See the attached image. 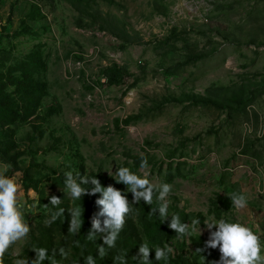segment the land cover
<instances>
[{
  "label": "rangeland",
  "instance_id": "1",
  "mask_svg": "<svg viewBox=\"0 0 264 264\" xmlns=\"http://www.w3.org/2000/svg\"><path fill=\"white\" fill-rule=\"evenodd\" d=\"M35 54L44 64L34 76L46 86L41 107L7 127L12 137L0 138L1 148L9 141L21 153L20 171L0 154V173L22 186L31 234L49 219L50 198L68 195L51 189L66 172L100 174L131 202L112 175L119 167L173 186L165 222L173 214L187 224L200 220L201 235L178 240L172 230L166 243L175 255L168 264H218L219 249H205L204 222L212 217L264 234V0H0V102L22 115L31 95L19 93L16 83ZM114 65L125 72L111 85L105 70ZM35 188L43 189L42 200ZM233 193L248 196L247 208L232 205ZM71 201L87 206L86 199ZM133 209L105 258L98 256L99 234L87 240L97 264L126 253L128 264H139V245L156 247L142 225L143 209ZM92 211L93 220L100 210ZM82 220L78 240L92 227L91 221L86 230ZM31 234L16 245L29 260ZM71 245L59 263L83 264L82 251ZM150 260L158 264L154 251Z\"/></svg>",
  "mask_w": 264,
  "mask_h": 264
},
{
  "label": "clouds",
  "instance_id": "2",
  "mask_svg": "<svg viewBox=\"0 0 264 264\" xmlns=\"http://www.w3.org/2000/svg\"><path fill=\"white\" fill-rule=\"evenodd\" d=\"M5 170L8 165H5ZM146 157H142L141 170L148 169ZM117 184L126 186L128 193L132 194V201L128 200L125 192L118 190L112 185L104 187L96 177L80 176L76 178L72 172L65 173V190L73 200L82 199L85 195L96 196L99 194L95 203L100 211L92 220L91 231L86 239L95 241L97 235L103 240V245H97L99 258L103 259L108 255V250L116 247V242L123 231L127 219L133 213V205H138L142 201L151 206L158 202L157 208H151L150 215L155 216L159 213L162 223L169 220V201L168 197L172 194L173 186L168 183L154 184L149 178L147 172L143 178L132 172L128 167H119L115 173ZM91 185V188L85 187ZM22 186L14 178L0 173V264H5V258L8 255L12 257V264H58L55 259L57 252L53 250L49 255L46 248L40 247L33 249L35 258L29 260L28 257H21L16 245L23 244L28 240L31 234V226L25 218V204L19 199ZM232 205L237 209H245L248 206V196L242 193H233L230 196ZM61 199L52 196L50 205L56 208L46 224L51 225L60 216L64 215L65 209L59 208ZM47 207V206H45ZM70 223L68 232L78 235L80 233L83 220V210L75 207L69 211ZM100 218H103L101 221ZM200 220L192 219L190 224L181 221L179 215L173 214L168 223V227L176 233L175 239L183 240L185 237H191L193 234L201 235ZM209 230V239L205 243V249H219L220 259L218 264H264V239L262 235L257 234L253 229L240 222H231L225 218L216 220L214 217L204 222ZM213 228L216 231H211ZM80 246V242H75ZM155 252V261L168 264L170 257L175 255V249L165 243L162 247L152 248L147 242L139 245L138 258L139 264H153L150 260V254ZM204 249H197L202 253ZM60 257L67 259L69 252L64 248L58 250ZM126 254L117 255L113 258V264H128ZM203 258V257H202ZM133 259H136L135 257ZM83 264H96V258L87 255Z\"/></svg>",
  "mask_w": 264,
  "mask_h": 264
},
{
  "label": "trees",
  "instance_id": "3",
  "mask_svg": "<svg viewBox=\"0 0 264 264\" xmlns=\"http://www.w3.org/2000/svg\"><path fill=\"white\" fill-rule=\"evenodd\" d=\"M33 1H45L49 4H53L55 0H33ZM99 0H76L77 3H83L86 2L90 4L91 2L97 3ZM44 69V64L42 63L40 57L38 54H35L31 58V62L26 65V67L22 70L21 79L17 81V91L19 93L24 92L25 94L31 95V101L29 103V109L27 114H20L19 112H15L13 107L14 105L10 103H6L2 100L0 102V129H6L9 125H15L17 122H27L29 119L37 115V112L39 111L43 97H44V91L46 86L44 84H40L37 81L34 80V76L40 71ZM124 70L119 67L118 65H114L111 68H108L105 70L106 78L109 84L115 85L119 84L123 80L122 78L124 75ZM196 100H201V102L208 103L205 98L203 97H195ZM1 114L5 115V117L1 116ZM7 119H9L7 121ZM12 137V130L7 128L6 130L2 131L0 133V138L5 137ZM3 142L0 141V144ZM14 151V146L10 144L9 141L5 142V147H0V154L2 159L10 163L14 170L20 171L22 170L19 166V158L21 157V153L18 151ZM27 178L30 177L29 171L26 172ZM87 177H96L100 180L101 185L104 187H107L110 184L106 178L100 174H89ZM65 176H61L53 181V185L51 189H57L60 191H63L65 189ZM33 182V180L31 181ZM113 186V185H112ZM120 187H123V184H119ZM91 188V185L85 186ZM36 192L39 194L40 199L42 200L44 196L43 189L35 188ZM122 191V189H120ZM58 198H64V201H61L59 208L65 209L64 215L60 216L55 222H53L51 225L48 224H41L39 228L36 230V232H33L31 234L32 243L34 244V248H46L49 251V255L52 254L53 250H56L57 255L55 259L59 263V254L58 250L60 247H63L66 249L67 246H70L78 250L80 249L83 253L84 258L87 255L93 256V250L90 247V244L87 242V239L85 238V235L83 234L79 240L76 236V234H71L68 232L69 223H70V213L69 211L73 208H75V204L72 203L71 199L68 198V195L66 193H61ZM100 198L99 194L96 196L92 195H85L82 197L83 199H86L87 206L82 208L83 210V217L85 218V224L84 228L86 230L89 229L92 221V217L94 215V211H92V208H98L95 201ZM141 208L143 209V212L145 213V218H142V225L144 227L145 232L148 235L149 242L152 243L155 246H163L164 243L168 242L173 238V232L168 227L169 222L162 223L161 219L159 218V213L157 212L155 216L150 215L151 208H154L152 206L146 205L143 203V201L139 204ZM83 207V205L81 206ZM100 210V209H99ZM57 211L56 208H53L50 206V217L51 215ZM130 215L128 218L131 219ZM48 219V220H49ZM79 241L80 246L77 247L75 242ZM35 258V255H32V259ZM179 259V258H178ZM45 264H48L46 261ZM97 264V262H96Z\"/></svg>",
  "mask_w": 264,
  "mask_h": 264
}]
</instances>
